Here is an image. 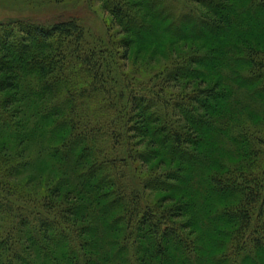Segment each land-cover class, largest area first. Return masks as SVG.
Wrapping results in <instances>:
<instances>
[{
    "label": "trees",
    "instance_id": "obj_1",
    "mask_svg": "<svg viewBox=\"0 0 264 264\" xmlns=\"http://www.w3.org/2000/svg\"><path fill=\"white\" fill-rule=\"evenodd\" d=\"M96 1L0 21V264H264V0Z\"/></svg>",
    "mask_w": 264,
    "mask_h": 264
},
{
    "label": "rangeland",
    "instance_id": "obj_2",
    "mask_svg": "<svg viewBox=\"0 0 264 264\" xmlns=\"http://www.w3.org/2000/svg\"><path fill=\"white\" fill-rule=\"evenodd\" d=\"M32 0H0V21H8L17 17H34L39 20L59 18L60 16L76 15L86 26L88 38L108 36L110 14L104 11L96 0H64L62 2L36 3ZM256 25V24H255ZM210 43L216 35L208 34ZM249 39L261 41V50H264V31L255 26L248 35ZM228 39V38H225ZM140 45H145V39H141ZM138 43V44H139ZM259 43V42H258ZM134 51V48H133ZM132 57L133 54L131 53ZM132 58L129 60L131 64ZM264 97V95H261ZM264 107V105H263Z\"/></svg>",
    "mask_w": 264,
    "mask_h": 264
}]
</instances>
